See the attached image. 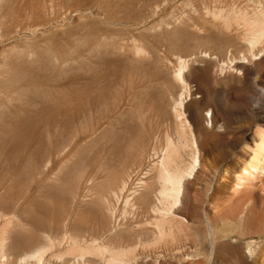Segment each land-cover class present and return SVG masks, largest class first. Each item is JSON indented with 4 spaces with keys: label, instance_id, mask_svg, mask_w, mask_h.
Masks as SVG:
<instances>
[{
    "label": "rangeland",
    "instance_id": "374dc122",
    "mask_svg": "<svg viewBox=\"0 0 264 264\" xmlns=\"http://www.w3.org/2000/svg\"><path fill=\"white\" fill-rule=\"evenodd\" d=\"M257 7L252 0H190L156 12L133 0H0V146L8 148L6 153L0 149V227L12 222L2 264H35L22 260L49 241L42 264H101L103 259L68 255L70 239L121 245V233L108 239L107 231L116 221L121 224L122 204L112 192L120 188L122 177L132 176L137 151L126 146L141 138L148 149L160 151L166 134L173 136L172 110L183 88L159 80L155 68L160 64L176 71L179 60L187 63L181 121L191 129L202 167L218 173L216 178L214 173L201 177L197 187L181 195V217L192 226L182 246L200 249L211 257L210 264H264L261 158L256 170L250 168L264 131V57L243 75L233 73L239 43L221 51L216 44L221 35L206 14ZM116 18L119 23L111 21ZM134 45L153 50L154 58L136 57ZM105 62L107 77L101 79ZM113 73L102 97L100 85ZM86 84L95 97L89 111L62 126L65 119L43 110L36 146L16 145L19 119L59 106L74 88ZM125 104L131 106L127 113L119 109ZM119 113L121 119L108 132L75 145L78 137ZM197 113L201 123L194 122ZM126 124L139 128L140 136L120 146V134L127 137ZM243 170L247 173L242 176ZM226 171L229 176L222 181ZM238 176L241 188L234 192ZM221 184L225 189L220 196L206 197L208 189ZM136 212L129 211L127 221L144 223ZM209 228L217 240L212 256ZM129 235L125 231L122 239ZM225 237L236 244L222 242ZM248 241L262 242L256 257L238 261ZM138 255L139 264H154L158 256L168 259L166 247L141 249ZM157 264L171 263L161 259Z\"/></svg>",
    "mask_w": 264,
    "mask_h": 264
},
{
    "label": "bare ground",
    "instance_id": "6f19581e",
    "mask_svg": "<svg viewBox=\"0 0 264 264\" xmlns=\"http://www.w3.org/2000/svg\"><path fill=\"white\" fill-rule=\"evenodd\" d=\"M258 7L253 11L247 10H231L228 12L223 11H206L207 16L210 18L212 28L221 35L217 41L218 48L223 51L226 49H234L235 45L239 43V47L235 48L234 57L232 59L233 70L235 74L245 72L249 66L257 65L264 57V0H252ZM133 3L138 4L143 8H154L158 12L161 8H170L175 3L190 4V0H133ZM119 23L118 18L111 20ZM57 25V24H55ZM154 30V29H152ZM39 34L44 33V28L38 30ZM134 54L136 57L144 59L154 58V51H149L142 45H134ZM231 51V50H230ZM209 56V55H208ZM101 71L99 77L104 79L107 77V62L101 64ZM158 79L161 81L172 82L173 84L180 85L183 92L178 101L174 104L172 110V117L175 121L173 136L166 134L165 144L160 151L155 148L148 149L145 142L140 138L134 143L131 142L126 146L127 150H135V161L132 166V176H128L125 180L121 178V186L117 192H112L114 199L122 204L121 211V224L119 220L116 221V226H112L107 231L108 239L113 238L115 235L121 233L119 241L121 245L116 246L114 243H81L77 239H70V246L66 249L68 255H73L76 259L84 260L85 258H99L104 262L101 264H139L142 260L138 252L142 249H159L166 247L168 259L164 256L156 257L154 264L158 260L164 259L171 264H210L211 257L206 258L200 249H185L182 246L183 240L189 237V232L192 226L185 224L181 217V195L183 192H189L190 188L197 187L201 177L208 176L214 173V178L218 177V173L211 172L202 167L200 157L197 151V145L193 138L191 129L187 121L182 122V109L184 101H187L186 83L184 72L187 70V63L179 60L178 70L171 72L166 71V67L158 65L156 68ZM115 73L109 75V81H105L100 85V93L105 97V92L111 87ZM95 102L93 92H91V85L86 84L80 88H74L68 101L61 103L59 106L43 109H37L33 113H29L26 117L19 119L15 125L16 131V145L23 148L36 146L39 135L38 132L41 128L42 111L45 110L49 117H61L67 121L78 118L80 115L86 113L91 109ZM131 106L125 104L120 106L119 109L128 112ZM41 116V117H40ZM121 113L115 117L114 121H108L101 124L98 128L91 131L92 133L78 137L75 145H82L88 142L89 138L94 135H99L103 132H108L113 126L114 122L119 118ZM211 125L213 124L212 115L209 117ZM201 115L197 113L194 117L195 123H201ZM212 127V126H211ZM121 130V127H120ZM123 130L127 133L125 138L120 134L121 141L127 142L130 137L140 136V130L134 124L125 125ZM125 138V139H124ZM3 152H7L8 148L0 146ZM125 153L124 159L127 158ZM117 156L121 158V151H117ZM259 157L264 166V131L259 135L258 145L253 151V160L250 162V168L256 170L259 164ZM133 161V158H131ZM246 170H243L241 175H245ZM125 176V175H124ZM229 176L226 171L222 177V181ZM134 178H136L134 180ZM241 177H236L232 184V190L238 192L241 188ZM130 187H134L129 190ZM225 189L224 184L217 185L213 189L206 191V197L209 199L216 198L222 194ZM153 202V203H152ZM129 211H138L139 217L143 216L144 223L128 222ZM136 214V215H137ZM12 222L6 221L0 227V264L5 263L6 248L9 243L10 226ZM125 231H129L130 235L123 240ZM209 242L211 245V256L214 254V245L216 238L213 230L208 229ZM125 237V236H124ZM222 242L229 244H236L233 237H225ZM262 243V242H261ZM256 241L246 242L243 256L238 257V261L243 262L246 258L255 259L259 245ZM47 245L40 246L34 249L27 259L22 261H32L35 264H42L44 257L49 247ZM48 262H56L49 260ZM145 261L144 263H146Z\"/></svg>",
    "mask_w": 264,
    "mask_h": 264
}]
</instances>
